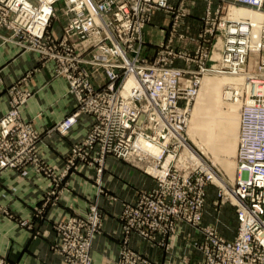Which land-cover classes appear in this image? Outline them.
I'll return each instance as SVG.
<instances>
[{
	"label": "built area",
	"instance_id": "built-area-1",
	"mask_svg": "<svg viewBox=\"0 0 264 264\" xmlns=\"http://www.w3.org/2000/svg\"><path fill=\"white\" fill-rule=\"evenodd\" d=\"M197 1L205 5L194 27L187 18ZM241 6L263 15L258 33L249 18L229 13ZM156 12L169 22L150 57L145 31ZM58 17L56 32L51 26ZM0 44L50 64L75 100L72 112L41 132L21 116L33 95L22 87L26 77L9 86V109L0 115V177L45 174L42 203L54 205L64 177L83 166H96L103 193L101 177L112 156L153 179L123 203L125 237L115 264H157L130 246L131 234L170 251L171 240L188 231L196 236L190 235L186 248L200 254L190 264H264V0H0ZM209 74L239 78L222 90L224 99L239 105L232 184L185 139L192 104ZM83 121L87 132L72 144L58 173L38 144L53 133L66 136ZM211 186L216 192L207 209ZM99 196L84 214L55 220V244L65 264H93L103 226ZM227 199L235 228L220 215ZM208 216L212 221H205ZM21 224L32 227L28 220ZM0 264L11 262L0 257Z\"/></svg>",
	"mask_w": 264,
	"mask_h": 264
},
{
	"label": "crops",
	"instance_id": "crops-1",
	"mask_svg": "<svg viewBox=\"0 0 264 264\" xmlns=\"http://www.w3.org/2000/svg\"><path fill=\"white\" fill-rule=\"evenodd\" d=\"M204 3L197 1L187 18L194 27L198 25ZM168 22L169 19L161 12L153 15V21L145 31L146 54L150 57L156 52V44L166 37ZM24 77L22 87L31 89L33 95L22 106L21 116L33 122L38 130L44 132L73 111L75 100L68 94L67 82L53 75L50 64H42L36 54L18 50L12 44H0V115L9 109V86ZM207 81L208 78L204 83V94L207 93ZM86 127L83 121L66 136L57 133L44 136L38 144L40 156L61 173L66 165V154L72 144L86 134ZM188 133L192 134V124ZM97 176L96 166H83L67 174L58 203L49 205L43 218H36L34 212L42 204L49 178L36 174L4 173L0 177V257H6L12 264H65L63 256L53 248L57 236L53 224L57 219H67L87 211L88 204L99 191ZM101 185L114 199L107 195L99 196L103 226L94 240L93 264H115L125 237L120 217L123 203L135 199L141 189L152 186L153 179L126 161L109 156ZM23 220L30 221L32 227L23 226ZM221 228L224 232L225 228ZM188 232V236L183 232L171 240L170 251L137 234H131L129 242L132 248L145 253L157 264H190L198 261L200 254L186 248L190 235L196 236ZM224 233L228 235L227 231Z\"/></svg>",
	"mask_w": 264,
	"mask_h": 264
},
{
	"label": "rangeland",
	"instance_id": "rangeland-1",
	"mask_svg": "<svg viewBox=\"0 0 264 264\" xmlns=\"http://www.w3.org/2000/svg\"><path fill=\"white\" fill-rule=\"evenodd\" d=\"M239 8H247V7L245 6L237 7V9ZM61 26H62V22H61V19L58 17L54 19L51 27L54 29V31L57 32L60 30ZM207 78L208 80H213V79H215L216 81L217 79L221 80L220 76L214 75V74L205 75L202 78L199 93L196 96L192 104V107H191V115H190L189 123L186 128L185 137H187L189 144L201 156H203L210 163H212L217 168L215 170H217V172L225 180H227V182L232 184L234 181V176H235V155H236V150H237V144H238L237 141H238V133H239V128H238L239 105L237 103L232 102L231 100H226L223 98L222 90H223V83L225 81L224 79L219 84V89H218L219 96L217 97L215 96V91H216L215 87H218V83H216L215 85V83L211 81L210 82L207 81V86H206L207 93L204 94L205 91L203 90V87H204L205 80ZM211 88H212L213 93H210ZM200 108H201L202 116L198 119L199 120L198 121L197 118L193 115L192 111H194V114H195V111L197 112V110ZM205 111H206V114H205ZM193 120L198 121L197 123L198 131L195 135V138L199 142V144H201V147H199L198 145H195L190 140L192 138V134L188 133V128L190 129V126L193 123ZM192 127H193V124H192ZM212 152L218 155V159L214 154H212ZM198 160L200 161V159ZM136 168H138L144 173L143 169L139 167H136ZM36 175L45 176V174L43 173L36 174ZM215 183H217L218 185L222 184L221 187L224 190L227 188V185L225 184V182L221 181L218 178L215 181ZM63 188H64L63 183H61L60 189L62 190ZM102 189H103V193H100V194L98 193L96 197H98L99 195L100 196L101 195L111 196L108 194L105 187H103ZM210 189L211 191L209 192V196L207 197V207L209 206V208L211 206L212 200L215 197V192H216V189L214 186H211ZM224 190L222 191V193H225ZM229 195L226 194L225 196H229ZM58 196L60 197V195ZM110 198L114 199V196H111ZM49 205L51 204H47L46 206H44L42 203L40 205L41 207L40 206L36 207V210L34 212L35 217L43 218V216L45 215V211ZM38 208H40L39 211H38ZM220 215H221V218L225 222H228L232 228H235L236 221L234 219V206L230 204L229 199H227L226 202L222 205V210H221ZM207 218L209 219V216ZM210 221H212V219H210L209 222ZM226 231H228V234H230L229 233L230 230H226ZM53 248L54 250H57L59 252V250L57 249V245L55 243H53Z\"/></svg>",
	"mask_w": 264,
	"mask_h": 264
},
{
	"label": "bare ground",
	"instance_id": "bare-ground-1",
	"mask_svg": "<svg viewBox=\"0 0 264 264\" xmlns=\"http://www.w3.org/2000/svg\"><path fill=\"white\" fill-rule=\"evenodd\" d=\"M244 7V6H243ZM229 13L231 15H233L234 17H236L237 19H240L242 17H246V18H249L250 21L254 24L253 25V30L252 32L253 33H258L259 32V29L261 28V22H262V19H263V15L261 13H259L258 11L256 10H253V9H250V8H239L237 9V7H233V8H230V11ZM254 34V35H255ZM221 80L217 79V81L215 79L213 80H208V82H214L215 85L216 83H218V87H215L216 91H215V96H219L218 94V89H219V84L220 82L223 81V79L225 80L223 85L227 84V83H230L234 80H239V78H236V76H226V75H221ZM235 82V81H234ZM214 87V86H213ZM210 93H213L212 92V88L210 89ZM222 96V95H221ZM222 100V99H221ZM223 103V102H222ZM236 103V102H234ZM193 112V115L197 118V120L202 116L201 115V108L197 110V112L195 111V114H194V111ZM205 114H206V111H205ZM206 116V115H205ZM199 121V120H198ZM198 121L196 120H193V127H192V138L190 139L195 145H198L199 147H201V144H199V142L195 139V134L197 133L198 131V127H197V123ZM186 136V135H185ZM191 137V135H190ZM187 141V137L185 138ZM203 141V140H202ZM152 151L153 152H157L158 149L154 146L151 147ZM203 149V148H202ZM215 156L217 157L218 159V155L215 154ZM214 182L217 180V178L214 177ZM222 181V180H221ZM222 186V184L220 185Z\"/></svg>",
	"mask_w": 264,
	"mask_h": 264
}]
</instances>
